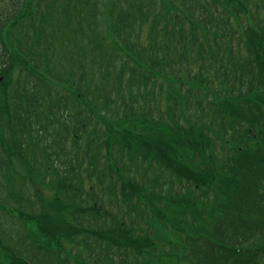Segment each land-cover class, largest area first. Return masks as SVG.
Masks as SVG:
<instances>
[{
  "label": "trees",
  "instance_id": "trees-1",
  "mask_svg": "<svg viewBox=\"0 0 264 264\" xmlns=\"http://www.w3.org/2000/svg\"><path fill=\"white\" fill-rule=\"evenodd\" d=\"M237 1L0 0L11 264H264V0ZM49 205L77 253L31 235Z\"/></svg>",
  "mask_w": 264,
  "mask_h": 264
},
{
  "label": "rangeland",
  "instance_id": "rangeland-1",
  "mask_svg": "<svg viewBox=\"0 0 264 264\" xmlns=\"http://www.w3.org/2000/svg\"><path fill=\"white\" fill-rule=\"evenodd\" d=\"M236 5H241L243 6V4L241 2H234ZM262 48H264V46H262ZM16 74V72L14 73V75ZM14 76H12V81H13ZM6 83H9L8 81ZM142 124V122L138 121V122H134L133 123V127H140ZM117 131L121 134L126 135L125 131H124V127H121L119 129H117ZM259 130H256V132H258ZM137 138V137H135ZM13 163H15V169L20 172L22 174H26L27 173V168L18 160H14ZM21 165V166H20ZM230 184V180H224L221 182V185L219 184V187L217 188L218 190L224 187H227ZM4 186V188H3ZM7 192V187L5 186L4 183V179L0 176V199L1 201L4 202L5 199V194ZM45 197L48 199V193L44 190L43 191ZM153 203L155 201V198H152L151 200ZM151 202V206L153 205V203ZM14 207H17V205H15ZM4 210L8 211L9 215H15L14 213L10 212L11 207H9L8 205H5V207H3ZM48 209H50L51 212V216L48 215V217L44 220L42 218L38 219L37 222L33 221L36 223V229H34L33 227L30 228L29 230L31 231V235L32 236H36L38 237H42L41 235H47L50 236L51 235V239L53 240V244H54V239H61L62 240V244L65 245L66 249L68 251H71L72 253H77L76 250V243L78 242V239L80 237H76L75 231L70 228V226H68L67 221H66V214L64 211H60L59 210V206L58 205H49ZM55 211L54 213L51 211ZM48 212V213H50ZM19 222L15 219H11L8 218L6 216H3L2 214H0V233L2 235V237L5 238V240L9 241V243L13 244V241H16L19 236L23 233V228L19 226ZM162 225V224H161ZM163 227V226H162ZM37 229L40 230V234L37 231ZM153 230L156 231L155 229V225L152 227ZM149 236H152V234H149ZM137 237V236H136ZM150 238V237H149ZM152 240L155 241V239L153 237H151ZM168 238H172L173 239V231L171 230H164V227L161 228L159 230V236L157 237L156 240L158 241H162L164 240V242H166V240H168ZM169 248L168 251H174V247H176L175 244V240H173V242L171 244H168ZM53 247V246H52ZM163 247V245L161 244L158 248V250H161ZM167 249V248H165ZM0 263L1 264H11L10 259L8 258V252L7 251H0ZM146 263L148 264H154L153 260H146Z\"/></svg>",
  "mask_w": 264,
  "mask_h": 264
}]
</instances>
